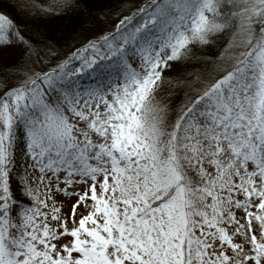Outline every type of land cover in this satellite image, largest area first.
<instances>
[{
  "label": "snow or ice",
  "instance_id": "6c2138e0",
  "mask_svg": "<svg viewBox=\"0 0 264 264\" xmlns=\"http://www.w3.org/2000/svg\"><path fill=\"white\" fill-rule=\"evenodd\" d=\"M218 34L231 66L162 103L164 69ZM9 43L39 71L0 79V264H264V0L129 4L51 67L0 13Z\"/></svg>",
  "mask_w": 264,
  "mask_h": 264
},
{
  "label": "trees",
  "instance_id": "16d2710c",
  "mask_svg": "<svg viewBox=\"0 0 264 264\" xmlns=\"http://www.w3.org/2000/svg\"><path fill=\"white\" fill-rule=\"evenodd\" d=\"M39 1L45 7V10L41 12L37 10L23 12L9 0H0V13L7 14L12 18L27 38L40 40L42 46L50 44L53 53H61L59 59L72 50L69 47L70 45L79 47L84 37L95 34L100 27L109 26L107 17L116 14L124 4L122 0H71L73 5L79 4L81 9L87 8L93 15L98 16L100 24H96L75 7L58 8L61 0ZM226 43L225 35L218 34L214 37L213 43L203 46L190 45L192 55L196 59L170 62L171 67L165 68L163 71L165 80L157 93L161 102L168 103L169 100L173 102L182 100L186 92V86L193 77L197 74L210 77L213 64L229 66L227 61L230 59H216ZM58 58L52 57L49 60L45 57L44 63L47 67L54 66ZM35 61V56L25 58L23 46L17 43L7 44L4 48V54H0V79L6 80L9 85H14L17 83L16 76L18 73L21 74L22 71L31 68V66H33L34 71H39V66ZM169 77H171V80H169ZM169 93H171V96H168ZM17 147H19V142ZM24 202L30 203L26 197Z\"/></svg>",
  "mask_w": 264,
  "mask_h": 264
},
{
  "label": "rangeland",
  "instance_id": "374dc122",
  "mask_svg": "<svg viewBox=\"0 0 264 264\" xmlns=\"http://www.w3.org/2000/svg\"><path fill=\"white\" fill-rule=\"evenodd\" d=\"M10 2L14 3V5L17 7V8H20V10H22L23 12L25 11H43L45 10V7H43V5L41 4V1L39 0H9ZM143 0H129L127 1V3H124L122 6H121V10L117 11L116 14H111L107 17L108 21H107V24L109 26L115 24L116 20L120 18V16H123V15H128L129 14V4H131L132 6H135V5H139L140 3H142ZM19 10V11H20ZM21 12V11H20ZM83 42V41H82ZM81 42V43H82ZM233 51L235 52H239L240 49L239 48H236V49H233ZM60 52V51H59ZM61 53H59L58 55H56L54 53V55L52 56L53 58H58L59 55ZM59 60V58L57 59ZM229 66H231V59L227 61ZM228 66V67H229ZM34 71V68L33 66H31V68H27L26 70L22 71L21 74L18 73L17 76H16V82H18L19 80H22L24 78V74L25 72H32ZM63 199L65 201V204H69L71 201L68 200L67 198H64V197H57V200H61ZM74 199V198H73ZM66 207L65 208H62L61 211L64 212L66 211ZM84 212V209L83 208H80V213H83ZM238 215H239V212H238ZM77 219H78V216H77ZM65 240H71V236L70 235H65L64 237Z\"/></svg>",
  "mask_w": 264,
  "mask_h": 264
}]
</instances>
